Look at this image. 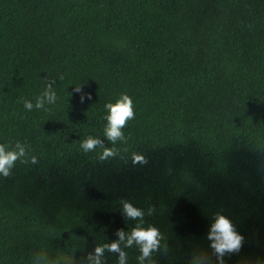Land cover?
<instances>
[{
	"label": "trees",
	"instance_id": "obj_1",
	"mask_svg": "<svg viewBox=\"0 0 264 264\" xmlns=\"http://www.w3.org/2000/svg\"><path fill=\"white\" fill-rule=\"evenodd\" d=\"M46 79L56 104L26 110ZM125 92L127 144L106 160L83 153L88 135L112 147L104 105ZM17 140L38 163L0 177V264L73 249L79 260L134 226L122 200L154 209L145 221L168 249L155 264L198 250L216 264L217 212L244 237L225 264H264V0H0V143Z\"/></svg>",
	"mask_w": 264,
	"mask_h": 264
},
{
	"label": "clouds",
	"instance_id": "obj_2",
	"mask_svg": "<svg viewBox=\"0 0 264 264\" xmlns=\"http://www.w3.org/2000/svg\"><path fill=\"white\" fill-rule=\"evenodd\" d=\"M60 79H63L61 76ZM55 80L46 79V87L35 99V104L31 100L23 99L24 108L28 111L43 109L50 111L46 105H54L58 100L57 92L53 88ZM80 94V102L85 98L91 100L92 94L85 93L81 85H76L73 89ZM107 109L105 117L107 123L103 127V135L112 143V147H106L103 140L97 136L88 135L80 142V150L83 153H97L100 160L116 157L120 154L118 143L127 144L129 137L125 135L123 129L128 122L135 118L134 102L132 97L121 93L115 103L109 101L104 105ZM127 152V149H124ZM133 163H146V158L135 151L131 152ZM17 161L21 163H38V158L33 155L28 158V147L25 143L17 140L14 145L0 143V177L7 178L12 174V169ZM122 212L131 221H135L134 226L129 231L123 228L118 229L115 235L118 239L111 243H100L94 245V250L87 252L86 256H81L77 260L75 249L72 251H58L56 257L50 258L47 252H38L32 258V264H106L105 253L118 255L117 264H127L128 252L125 249L135 248L139 255L136 257L138 264H155L153 256L163 249L167 253V245L164 243L165 237L161 230L150 223H146L145 216L152 215L154 209H148L147 213L133 205L128 200H122ZM210 241L212 255L216 258V264H225L224 257L233 253H238L242 247L244 237L236 230L232 221L224 214L217 212L213 217V222L207 233ZM190 264H212L210 256L205 251H195Z\"/></svg>",
	"mask_w": 264,
	"mask_h": 264
}]
</instances>
